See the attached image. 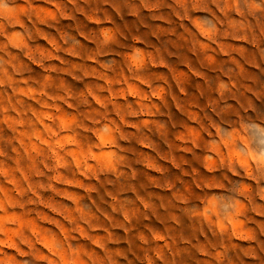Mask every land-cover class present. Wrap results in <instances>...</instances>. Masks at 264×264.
Instances as JSON below:
<instances>
[{
	"label": "rangeland",
	"instance_id": "1",
	"mask_svg": "<svg viewBox=\"0 0 264 264\" xmlns=\"http://www.w3.org/2000/svg\"><path fill=\"white\" fill-rule=\"evenodd\" d=\"M0 28V44L18 33L13 42L27 45L5 49L21 73L13 78L28 81L13 88L70 93L77 110L57 101L54 114L81 121L96 118L92 92L120 129L115 161L101 141L86 176L62 170L73 190L43 168L41 160L52 166L47 149L25 155L29 141L16 143V131L31 132L27 124L10 131L0 123V162L24 189L17 196L0 177L10 202L23 205L0 213V227L20 230L0 235L19 248L0 246V264H264V0H0ZM9 95L42 110L7 85L0 105ZM50 183L57 192L46 191ZM28 184H42L36 191L52 206L74 199L65 214L82 236L45 231ZM53 235L59 259L45 248Z\"/></svg>",
	"mask_w": 264,
	"mask_h": 264
},
{
	"label": "clouds",
	"instance_id": "2",
	"mask_svg": "<svg viewBox=\"0 0 264 264\" xmlns=\"http://www.w3.org/2000/svg\"><path fill=\"white\" fill-rule=\"evenodd\" d=\"M214 2L217 3L218 7L219 0H214ZM224 3L227 5V0H224ZM3 11L8 12L10 9L4 8ZM220 11L223 12L225 9H220ZM18 26L23 27V25ZM0 31H2V28H0ZM198 31H200V29H198ZM17 36L18 33H13L12 37L6 36L8 44H0V51L4 52V56L9 57L8 59H4L3 56H0V88H4L5 85H7L12 95L30 99L34 104L39 105V108L42 110L38 111L33 108L24 109L21 100H16L15 104H13L11 95H9L6 97L8 107L0 105V114H4L0 115V123L7 125L10 131L23 129L27 124L28 128L31 129V132L16 131V143L20 144L21 147H24V140L26 139L29 141V147L25 148V155H28L29 149L40 155L43 154L38 151L40 146H42L43 149H47L48 155H46L44 159H51L52 166L49 167V164L45 163L44 160H41L43 168L47 172L55 173V175L51 177L53 183L60 182V184L66 188L74 190L75 185L73 181L64 180V172L62 170L71 168L74 170L78 178L86 176L97 164L101 141H106V143H104V149L106 150L104 155L109 157L112 161H115V158L117 157V152L114 150L117 147L115 136L120 130L119 125L116 123L115 119L110 118L106 112L101 115V112L105 111L107 106L104 101L92 92H89L90 99L88 103L90 104V107L96 109V118H86L81 121L72 117L65 118L63 114H54L61 113V108L57 105V101L64 106L65 110H77L75 105L70 103V101L73 100L70 93H66L64 96H53L45 91L44 88H40L39 90L31 87L13 88V84H28L26 79H20L17 81L13 78L14 76H20L21 73L18 66L12 62L15 57L12 53L5 50L6 48L11 47L19 51L21 47H27L22 41L13 42ZM201 39H203L202 36ZM33 63L35 66H40L39 62L34 61ZM45 79L47 80L48 77H45ZM38 97H43L44 100L41 101ZM49 101H51V103H49ZM17 105L20 107H17ZM9 109H11V112L14 115H7ZM28 116L31 118L28 120L23 119V117ZM54 124L56 127H53ZM37 126L39 127L37 128ZM84 135L88 136L89 143L82 141L81 137ZM12 151L13 153H16V149H13ZM5 155L6 153L3 150H0V157H4ZM252 162L255 163L254 160ZM15 163L18 165L19 162L16 161ZM114 167L115 164L113 163V168ZM14 171L18 172L21 179L27 184L28 177L24 170L17 166ZM35 175L40 176L43 175V173L36 172ZM0 177L5 179V182L12 187L17 196L23 194L24 189L19 187V182L15 176L11 174L9 169L4 167L2 162H0ZM53 183L48 185L46 191L57 192V188L53 187ZM27 188L28 191L36 197V200L30 201V203H38L40 206V211L36 213V216L38 217L39 225L45 231L53 234L58 233L61 239L65 238L66 230L78 235L83 234L82 225L76 224L74 218L65 214L68 205L75 204L74 199L68 197L65 207L62 209L44 202L36 191V188L44 189L42 184L37 185L36 188H33L32 185L28 184ZM196 191L199 190L196 189ZM0 194L5 195V199L0 201V213H4V216L11 215L7 212L5 205L9 208L16 206L23 208V205H14L12 200L10 202L3 187H0ZM57 199L64 201L66 197L64 194H60ZM242 208L243 204L241 201L237 200L234 204L235 212L238 213ZM4 216L0 217V219H4ZM228 223H231V220H229ZM69 225H71V227H68ZM8 231H11L13 236H17L20 230L19 228L6 230L3 227H0V235H7ZM30 234L36 236L38 233L35 229V231L31 230ZM56 238V235H53V243L47 247L43 246L50 253V257L55 256L59 259L60 251L55 247ZM20 243L28 245L29 241L25 238H20ZM0 246L9 247L19 251V248L14 241L10 242L9 240H2L0 241ZM24 254L25 253L20 252L21 256ZM49 264H54V262L50 259Z\"/></svg>",
	"mask_w": 264,
	"mask_h": 264
}]
</instances>
